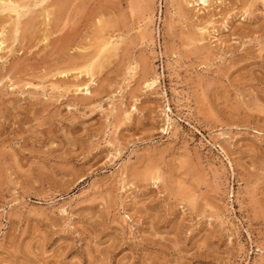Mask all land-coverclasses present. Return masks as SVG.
I'll list each match as a JSON object with an SVG mask.
<instances>
[{
	"label": "rangeland",
	"instance_id": "1",
	"mask_svg": "<svg viewBox=\"0 0 264 264\" xmlns=\"http://www.w3.org/2000/svg\"><path fill=\"white\" fill-rule=\"evenodd\" d=\"M194 1L0 14V264H264V0Z\"/></svg>",
	"mask_w": 264,
	"mask_h": 264
},
{
	"label": "bare ground",
	"instance_id": "2",
	"mask_svg": "<svg viewBox=\"0 0 264 264\" xmlns=\"http://www.w3.org/2000/svg\"><path fill=\"white\" fill-rule=\"evenodd\" d=\"M171 1V0H170ZM186 1H188V0H186ZM197 3H203L204 5H208L209 4V2H208V0H197L196 1ZM195 1L193 2V3H196ZM25 3V2H24ZM186 3V2H185ZM188 4V3H187ZM190 5H191V3H189ZM20 5V4H19ZM194 5V4H193ZM197 6V5H196ZM21 7H23V5L21 6ZM21 7H19L18 6V3L17 2H14V0H0V14H7L6 12H10V13H15L16 14V16H17V18H18V21L20 20V18H21V16H22V13L20 12V8ZM190 7H192V6H190ZM24 8V7H23ZM204 8H206V7H204ZM22 9V8H21ZM24 10V9H23ZM149 10V9H148ZM147 10V11H148ZM206 10H207V8H206ZM48 11V10H47ZM147 11H145L144 13H146ZM154 9L153 8H150V10L147 12L148 14H147V16L145 15V16H143V22L145 21V26H142L141 25V27H139L140 29H141V36H142V40H146L147 38H149L150 39V41H152V43H153V30L152 31H150V24H152L153 23V21H154ZM46 12V11H45ZM9 13V14H10ZM49 13H51V12H49ZM49 13H47V15L49 14ZM172 14V13H171ZM143 15V14H142ZM2 16V15H1ZM0 16V17H1ZM7 16H9V15H7ZM4 17V16H3ZM47 18V17H46ZM49 19V18H48ZM9 20V19H8ZM146 20H147V23H146ZM11 21V20H10ZM18 21H17V23H18ZM50 22V21H49ZM48 22V23H49ZM139 23V22H138ZM16 24V23H15ZM141 24V23H140ZM16 26H17V24H16ZM199 29H200V27H199ZM18 31V30H17ZM17 31H15V32H17ZM139 31V30H138ZM200 31V30H199ZM139 32V33H140ZM201 32H202V34H203V32H204V30H201ZM1 33V32H0ZM3 33H4V31H3ZM2 34V33H1ZM0 34V35H1ZM4 35H5V33H4ZM193 36V35H192ZM2 37H3V35H1V39H2ZM5 38V37H4ZM46 38V37H45ZM114 38V37H113ZM113 38H112V40H113ZM6 40V39H5ZM5 40H1L0 41V61H2V60H4V54L2 55V52L4 53L5 51H6V49H8V48H5L4 46H6V44H5ZM106 40H108L107 38H106ZM105 40V41H106ZM203 40H205V39H203ZM149 41V40H148ZM104 43V42H103ZM150 43V42H149ZM201 43V42H200ZM154 44V43H153ZM117 45H119V43L117 44V42L116 41H111V40H108V41H106L105 42V44H104V49H103V51H102V53L101 54H107L106 52H108L109 51V49L110 48H114L115 46H117ZM201 45V44H200ZM147 46H149V45H147ZM117 47H119V46H117ZM103 48V47H102ZM149 48V47H148ZM118 49V48H117ZM116 50V49H115ZM115 50H114V52H115ZM117 51V50H116ZM110 52V51H109ZM108 52V54H112V53H109ZM90 54H92V53H90ZM105 54L104 55H99V56H103V58H105L104 56H105ZM89 55V54H88ZM108 56V55H107ZM110 57H111V55H109ZM100 57V59L101 60H103L102 58ZM110 57H107V58H110ZM113 57V56H112ZM107 58H105V63H107L108 61V59ZM96 59V58H95ZM94 59V60H95ZM98 60H99V57H98ZM98 60H95V61H97L98 62ZM100 60V62H98L99 64H100V66H99V68L101 67V65L104 63V60H103V62ZM93 62V61H92ZM101 62H102V64H101ZM97 63V64H98ZM105 63H104V65H105ZM94 64H96V63H94ZM96 64V65H97ZM89 65V64H88ZM96 65H95V67H96ZM87 67V66H86ZM90 68H92L93 69V67H91V65H90ZM102 68V67H101ZM101 68H100V70H101ZM169 68V67H168ZM79 69V68H78ZM80 70H83L82 68L80 69ZM95 70V69H94ZM172 70H173V73H175L174 72V69L172 68ZM77 71H79V70H77ZM134 71V70H133ZM135 71H136V69H135ZM66 73V72H65ZM79 73V72H78ZM86 74L87 76L88 75H91V73H94L93 71H91L88 67L86 68V70H85V72H84V70H83V72H81V74ZM68 74V73H67ZM151 74V73H150ZM149 74V75H150ZM94 75L95 74H93L92 75V80H93V78H94ZM134 75V74H133ZM78 77H79V74L77 75ZM96 76V75H95ZM133 77V76H132ZM160 76L158 75V74H156L155 72L154 73H152L151 75H150V78L149 79H147L148 81H145L146 83H144L145 84V87L148 89H155V88H157L159 85H160ZM95 79H96V77H95ZM94 79V80H95ZM96 81V80H95ZM85 82V81H84ZM90 82H93V81H91L90 80ZM80 83V82H79ZM78 84H76V86H77ZM80 86V85H79ZM83 87V86H82ZM79 88V87H78ZM83 90V89H82ZM81 90V91H82ZM79 91V90H78ZM83 91H86L88 94H91L92 92H91V88H90V86H89V84L87 83V85L85 84V87H84V90ZM173 94H174V99H177V101L178 102H184V99H186V98H184L183 99V95L177 90V89H173ZM168 101H169V99H167ZM187 101H188V99H186ZM175 104H177L176 102H175ZM171 105V104H170ZM177 105H180V104H177ZM181 106V105H180ZM186 108V107H185ZM184 108V109H185ZM118 109V108H117ZM190 109V108H189ZM126 112H129V111H126ZM131 112V111H130ZM167 112L168 113H172L173 114V110H172V108L170 107V108H167ZM132 113V112H131ZM126 116L128 115V114H125ZM165 115V114H164ZM117 117V116H116ZM166 117H167V120L169 121V123H171V124H173V122H175V120L170 116V114H166ZM128 118V117H127ZM130 118V117H129ZM176 124V123H175ZM167 125V124H166Z\"/></svg>",
	"mask_w": 264,
	"mask_h": 264
}]
</instances>
